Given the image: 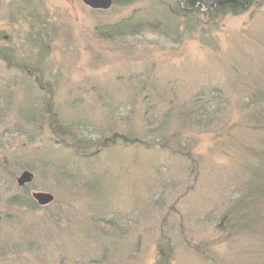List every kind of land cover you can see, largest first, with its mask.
<instances>
[{
  "label": "rangeland",
  "instance_id": "1",
  "mask_svg": "<svg viewBox=\"0 0 264 264\" xmlns=\"http://www.w3.org/2000/svg\"><path fill=\"white\" fill-rule=\"evenodd\" d=\"M177 9L0 0V264H264V0Z\"/></svg>",
  "mask_w": 264,
  "mask_h": 264
},
{
  "label": "trees",
  "instance_id": "2",
  "mask_svg": "<svg viewBox=\"0 0 264 264\" xmlns=\"http://www.w3.org/2000/svg\"><path fill=\"white\" fill-rule=\"evenodd\" d=\"M176 6L178 7V13L183 14L184 16H187L188 14L199 16V15H211L213 11H220L221 14L225 12H231V13H240L242 11H245L250 5H252L253 2L257 0H213L211 2H206V0H175ZM205 9V12L202 13L201 10ZM178 13H175L177 15ZM126 30V26H122ZM133 33H137L138 27L134 25ZM129 29V28H127ZM264 168V167H263ZM255 169H253L254 172ZM252 179L258 181L257 184H253L255 186V192L257 193L256 196H261V192H264V170H257L255 171L252 176ZM261 184V185H259ZM259 185V186H257ZM252 195V194H251ZM264 197V195L261 196ZM16 198V197H15ZM255 198V197H254ZM24 199H11L9 202L14 203V205H27V206H35L34 202L31 201L29 198H27L26 201ZM241 202V201H240ZM243 204V202H241ZM245 205V204H243ZM244 207V206H242ZM246 207V206H245ZM248 208V207H247ZM246 208V209H247Z\"/></svg>",
  "mask_w": 264,
  "mask_h": 264
},
{
  "label": "water",
  "instance_id": "3",
  "mask_svg": "<svg viewBox=\"0 0 264 264\" xmlns=\"http://www.w3.org/2000/svg\"><path fill=\"white\" fill-rule=\"evenodd\" d=\"M82 2L91 7V8H100V9H107L111 5V0H82ZM32 179V174L24 171L18 178H17V185L19 187L23 186L26 183H29ZM32 198L37 203V205H46L50 203L53 197L48 193H32Z\"/></svg>",
  "mask_w": 264,
  "mask_h": 264
}]
</instances>
